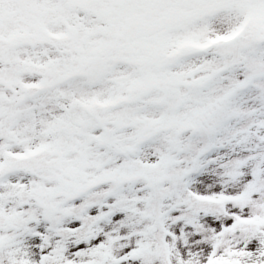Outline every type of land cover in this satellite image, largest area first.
<instances>
[{
    "label": "snow or ice",
    "instance_id": "obj_1",
    "mask_svg": "<svg viewBox=\"0 0 264 264\" xmlns=\"http://www.w3.org/2000/svg\"><path fill=\"white\" fill-rule=\"evenodd\" d=\"M0 264H264V0H0Z\"/></svg>",
    "mask_w": 264,
    "mask_h": 264
}]
</instances>
